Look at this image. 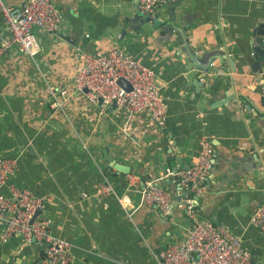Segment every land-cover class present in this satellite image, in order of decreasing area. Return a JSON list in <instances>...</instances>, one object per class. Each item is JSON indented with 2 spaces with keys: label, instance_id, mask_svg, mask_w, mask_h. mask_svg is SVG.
<instances>
[{
  "label": "crops",
  "instance_id": "obj_1",
  "mask_svg": "<svg viewBox=\"0 0 264 264\" xmlns=\"http://www.w3.org/2000/svg\"><path fill=\"white\" fill-rule=\"evenodd\" d=\"M54 5L62 19L59 33L36 32L40 50L34 58L16 45L0 56V157L17 159L10 183L45 198L51 234L69 244L73 264H159L158 251L188 236L190 222L181 206L176 209L181 218L160 212L166 221L152 205L138 208L143 188L162 180L171 199L180 194L168 174L191 164L204 139L213 161L195 198L196 211L239 237L251 264H264V230L251 222L264 203V96L258 91L264 88V56L251 68L253 39L264 33V0H183L189 26L181 45L175 34L163 42V32L131 30L128 16L136 0H54ZM167 10L163 5L154 14L165 19ZM122 29L127 32L120 34ZM7 36L0 13V40ZM113 47L154 70L167 105L161 126L147 111L101 107L74 91L84 51L101 54ZM186 48L194 49L198 68L208 66L207 74L183 69ZM195 76L203 78L195 81L200 87ZM61 88L67 95L52 107L51 93ZM113 162L129 166V172L111 167ZM140 172L149 175L144 187ZM129 174L135 176L131 185ZM104 177L112 192L98 195ZM4 226L0 218V234ZM43 249L33 239L0 237V264H38Z\"/></svg>",
  "mask_w": 264,
  "mask_h": 264
},
{
  "label": "built area",
  "instance_id": "obj_2",
  "mask_svg": "<svg viewBox=\"0 0 264 264\" xmlns=\"http://www.w3.org/2000/svg\"><path fill=\"white\" fill-rule=\"evenodd\" d=\"M169 1L173 0H137V8L144 14H153L156 8ZM0 13L9 33L0 40V56L16 45L22 55L34 58L40 50L36 32L57 36L62 20L54 0H23L19 5H4L0 0ZM83 56L84 63L72 79L74 91L101 107L114 104L130 114L147 111L157 125L164 123L167 105L152 68L131 59L119 47L101 54L84 51ZM120 78L128 83V91L119 84ZM261 92L264 95V88ZM66 95V88L53 91L52 107H58ZM212 161V146L204 139L192 163L187 168H176L171 172L184 191L182 199L186 203L185 216L190 222V230L183 240L167 243L158 251L156 257L159 264H251V256L240 238L224 225L203 218L192 205V196L201 193ZM16 163V158L0 157V218H5L1 239L17 235L25 242L33 239L43 245V255L38 264H73L69 244L51 234L50 219L44 216L45 198L9 182ZM134 180L135 176L129 174L128 184L131 185ZM153 182H146L148 191L143 189L141 201L155 205L167 216L171 195L167 189L154 186ZM3 187H6L7 193L2 192ZM110 192L112 186L104 177L96 193L105 195ZM81 195L84 197L87 194L81 192ZM5 214L8 217H4ZM251 222L264 230V203L253 213Z\"/></svg>",
  "mask_w": 264,
  "mask_h": 264
},
{
  "label": "water",
  "instance_id": "obj_3",
  "mask_svg": "<svg viewBox=\"0 0 264 264\" xmlns=\"http://www.w3.org/2000/svg\"><path fill=\"white\" fill-rule=\"evenodd\" d=\"M182 1L183 0H173V1L167 2L166 5H167L168 10H167V18H165V19L158 18L154 13L153 14H144V13L140 12L138 10V8L135 9L132 12V14L130 16H128V22L130 24L131 30H140V29L147 28L148 30H152L151 32H163V34L166 35L165 36L166 38L162 40L163 42H171L172 41V35L175 34L174 42H176L177 45H181V43H185L183 34L189 26V19L187 17V11L180 9V5H181ZM177 21L184 23L182 28L177 25ZM126 32H127V29H122V30H120L119 33L125 34ZM257 34H258V36L253 39V42L256 43V46H254L253 52H252L253 56H254V62H252L251 68L253 70L257 65L259 66L260 61H263L262 57L264 56V55H262V51H264V43L262 42L263 41L262 36L264 33L258 31ZM191 50H189L188 48L183 50L186 58L188 59V62H187L188 67L183 66V69L187 70V72H188L191 70V68H194L196 71H198L200 73L207 74L209 72L208 66H206V68H205V66H201V68H198L195 64V59L193 56L194 49L192 51ZM213 54L216 55L218 53L214 52ZM213 54L209 55L208 58H212ZM260 55H261V58L258 59ZM225 61H226V59L223 60V62H225ZM228 62L231 66V70L234 71V69H235L234 59L230 58V60H228ZM259 71H261V69ZM202 79H203L202 77L195 76L194 84L197 85L196 82H199V80H202ZM118 82L125 90L128 91L130 89L128 83L124 79L120 78L118 80ZM208 85L210 86V84H208ZM198 87H200V86H198ZM262 88L263 87H260L258 89V91L261 92ZM261 93H259V97H261L263 95ZM112 106H115V105L112 104ZM260 156L263 158L264 154L261 153ZM111 167H113L116 170H118L122 173H125V174L129 172V166L123 165V164H120L117 162H113L111 164ZM187 167L188 166H186L184 168H187ZM140 174L142 177V186L144 187L145 182L148 181L149 175H144L141 172H140ZM167 178L168 179H170V178L175 179L177 184L179 185V187L181 189L180 194H177V195L172 197V199L169 203V213L167 216L168 217L171 216V217L181 218L182 216H179V213L176 212V209L178 208V206H181L182 213H185L186 203L182 199V197L184 196V191H183V189L179 183L178 178L176 176H174L171 172H170V174H168ZM161 181L162 180H155L153 182V185L156 187H161V185H162ZM147 191H148V188H145V192H147ZM192 197H193L192 205H194V207H196V200H195L196 197H194V196H192ZM145 205L146 204L143 201H141V199H140V204H139L138 208H140L142 210ZM152 207H154V209H153L154 213H156V215L159 218L164 219V217H162V215L160 214V211L156 208V206L152 205ZM4 217H8V216L5 214ZM164 221H166V220L164 219ZM166 223L169 226V222H166Z\"/></svg>",
  "mask_w": 264,
  "mask_h": 264
}]
</instances>
